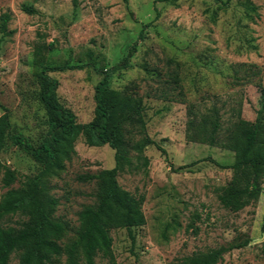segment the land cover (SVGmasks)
I'll use <instances>...</instances> for the list:
<instances>
[{"label": "rangeland", "instance_id": "obj_1", "mask_svg": "<svg viewBox=\"0 0 264 264\" xmlns=\"http://www.w3.org/2000/svg\"><path fill=\"white\" fill-rule=\"evenodd\" d=\"M4 13L11 33L0 31V103L6 108L0 106V116L7 111L16 132L35 142L47 128L34 95L37 58L41 65H82L51 73L78 122L94 117L95 86L104 73L116 88L134 87L145 104L147 132L161 148L147 146L148 170L123 171L118 181L145 195L147 221L133 228V237L124 228L111 231L114 264H170L245 239L247 245L226 252L218 264H264V182L259 200L238 212L224 208L216 192L232 177L217 162L264 160V0H0V20ZM125 58L128 66L119 68ZM191 103L202 111L216 104L226 124L239 122L236 150L188 141ZM75 148L65 169L51 177L59 199L55 216L70 224L65 240L74 237L79 211L95 199V184L78 176L115 166L107 144L89 146L81 135ZM1 160L17 172L12 187L40 169L11 141ZM6 189L0 175V191ZM22 220L7 215L0 225ZM17 263L13 254L9 264ZM96 264L113 263L99 255Z\"/></svg>", "mask_w": 264, "mask_h": 264}, {"label": "trees", "instance_id": "obj_2", "mask_svg": "<svg viewBox=\"0 0 264 264\" xmlns=\"http://www.w3.org/2000/svg\"><path fill=\"white\" fill-rule=\"evenodd\" d=\"M247 8L257 10L252 4ZM24 9L29 13L35 12L32 6ZM9 19L8 13L1 16L0 31L3 35L11 33L7 30ZM39 60L37 58L33 62L38 86L34 95L44 110L46 131L34 142L13 129L7 111L0 116V175L3 187L7 188L0 191V218L7 215L23 217L18 226L0 225V264H9L13 254L18 257L17 264H96L99 255L114 264L116 258L111 231L124 228L133 237V228L147 221L143 209L145 195L138 196L125 189L119 183L118 175L126 170L147 171L150 158L144 153L146 147H161L147 132L145 104L134 87L116 88L112 86L109 73H104L95 86L94 117L87 123H81L77 121L75 112L61 102L59 80L51 73L81 68L82 65L68 62L41 65ZM127 61L125 58L118 67L128 66ZM245 71H251L253 76L258 74L250 68ZM235 72L238 74L239 70ZM172 79L177 82L179 74H174ZM0 106L3 107L1 103ZM188 115V141L236 150L240 124L238 121L226 124L216 104L202 111L191 103ZM81 135L89 146L107 144L112 147L115 166L78 176L81 181L95 184V199L79 211L74 237L65 240L70 224L55 216L59 199L52 194L51 177L59 175L76 155L75 144ZM8 141L22 148L40 166L38 173L18 187H12L17 179L16 170L1 160ZM217 163L232 170L229 182L216 188L224 208L238 212L259 200L263 193L264 160L244 157L229 164ZM170 227L171 224H167L163 232L165 237ZM248 243L249 239H245L197 251L170 264H218L226 252Z\"/></svg>", "mask_w": 264, "mask_h": 264}]
</instances>
